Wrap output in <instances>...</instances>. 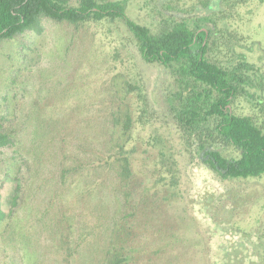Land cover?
<instances>
[{
  "label": "rangeland",
  "instance_id": "rangeland-1",
  "mask_svg": "<svg viewBox=\"0 0 264 264\" xmlns=\"http://www.w3.org/2000/svg\"><path fill=\"white\" fill-rule=\"evenodd\" d=\"M125 1L132 19L156 30L163 23L162 6L170 4L167 11L175 12L206 0ZM224 8L210 57H224L235 43L264 69V2L229 0ZM155 74L156 68L141 64L133 36L119 19H44L41 32L2 42L0 119L14 142L0 147V204L16 212L0 222V264L29 262L31 250L18 240H37L38 217L50 200L57 201L55 210L72 209L79 197L69 193L78 184L99 188L101 203L87 205V193L85 215L74 218L88 235L71 264L98 263L99 245L123 239L139 246L137 264H223L230 248L240 264H264V175L223 178L189 158L179 132L154 110ZM231 108L264 126V104L237 98ZM222 153L239 155L232 146ZM125 157L131 162L128 176L122 175ZM101 158L106 164L97 163ZM77 167L83 171L65 173ZM18 183L19 204L13 205ZM72 221L63 225L69 228ZM40 242L36 264H67L64 245L52 255L44 251L45 234Z\"/></svg>",
  "mask_w": 264,
  "mask_h": 264
},
{
  "label": "trees",
  "instance_id": "trees-1",
  "mask_svg": "<svg viewBox=\"0 0 264 264\" xmlns=\"http://www.w3.org/2000/svg\"><path fill=\"white\" fill-rule=\"evenodd\" d=\"M228 2L206 0L192 8L177 7L175 12L167 11L172 6L166 4L159 9L160 15H163L162 25L152 30L128 15L125 0H79L78 4H72L71 0H0V45L4 40L13 39L25 31L41 32L44 19L72 24L104 19L123 21L136 43L141 64L146 65L147 69H157L155 86L158 89L154 110L157 109L158 116L172 131L179 132L186 147L184 152L189 153V158H198L223 178L260 177L264 175V126L252 115L236 114L231 104L237 98H244L253 105L264 104V69L251 62L245 53L238 52L235 43L226 50L224 57H210L216 44L219 13L225 12L224 6ZM2 128L0 119V147L14 142L12 135ZM226 146L236 148L239 155L226 157L222 153ZM121 159L122 175L128 176L131 162L127 157ZM105 161L101 158L97 163L104 165ZM77 171L83 170L77 167L65 173ZM90 172L85 170L87 174ZM20 187L18 183L13 205L19 204L20 194L17 192ZM98 191L99 188L89 190L86 184L84 187L78 184L69 193L71 198L79 197L72 203V209L62 206L59 211L55 210L53 206L57 201L50 200V206L38 217L41 233H37V240L32 244L18 240L19 244L25 245V250H31L27 264H36L42 257L38 249L41 242L38 244V241L44 234L47 240L44 251L53 255L64 245L63 255L67 264L72 263L88 235L84 230L85 224L78 227L75 223L74 226V220L78 214L85 215L83 203L87 193L91 194L90 199H86L87 205L101 203ZM15 212L13 208L6 212L0 204V222ZM131 215L135 216L136 213ZM70 221L69 228L63 225ZM230 229L234 228L230 226ZM102 245L98 247H101L103 255L95 264H137L141 259L139 246H131L124 239L108 240ZM90 251L84 250L86 255L92 257L94 253ZM225 253L228 259L223 264H235L234 248Z\"/></svg>",
  "mask_w": 264,
  "mask_h": 264
}]
</instances>
